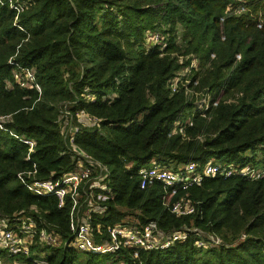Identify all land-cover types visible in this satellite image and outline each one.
I'll return each instance as SVG.
<instances>
[{"label": "trees", "instance_id": "1", "mask_svg": "<svg viewBox=\"0 0 264 264\" xmlns=\"http://www.w3.org/2000/svg\"><path fill=\"white\" fill-rule=\"evenodd\" d=\"M7 1L0 0V117H9L0 130V220L40 216L70 239L69 204L57 209L53 197L33 195L17 174L33 164L39 180L70 171L57 119L62 109L73 117L84 111L97 123L82 128L75 145L106 167L112 192L105 216L91 217L95 234L97 225L104 230L118 223L123 209L164 232L194 228L222 241L199 249L190 235L166 250L141 252L136 261L122 250L123 261L264 264V180L216 176L170 197L159 182L140 190L138 176L152 161L177 170L188 163L243 164L257 150L264 154V0H245V13L236 12L233 0H21L25 8L16 23ZM154 32L166 39L164 50L151 46ZM187 56L197 62L195 90L217 101L204 117L182 86L171 89L183 67L179 58ZM16 65L35 69L40 93L6 89ZM188 117L192 126L168 137L173 124ZM9 132L35 142L29 160L28 147ZM181 197L194 206L192 215L170 213L168 206ZM32 252L21 264H36L40 252L46 264L107 260L83 253L79 260L69 246Z\"/></svg>", "mask_w": 264, "mask_h": 264}, {"label": "built area", "instance_id": "2", "mask_svg": "<svg viewBox=\"0 0 264 264\" xmlns=\"http://www.w3.org/2000/svg\"><path fill=\"white\" fill-rule=\"evenodd\" d=\"M238 3L237 13H245L247 8L245 0H233ZM8 7L16 12L15 23L18 15L24 10L25 4L21 0H8ZM1 3V2H0ZM261 28V24L257 25ZM151 46L157 45L160 50L167 46L166 39L158 32L150 35ZM223 40V38H222ZM214 55H211V59ZM239 56L236 59L239 60ZM183 60L188 61L183 65ZM10 64L12 62L10 61ZM179 64L182 69L175 75L171 82V89L182 86L185 94L190 96L193 87H198V79L193 77L197 70V62L193 57H180ZM8 90L19 89L35 90L40 93V87L36 82L35 69L16 65L11 70V79L5 82ZM191 97V96H190ZM194 99V112L201 117L211 108L217 106V101L205 91H196ZM75 118V120H74ZM9 123V117H0V130L6 131L5 125ZM59 133L71 153L73 168L63 175L52 179H36V166L32 169L17 174L25 188L36 196H50L56 201L57 209H63L69 204L70 239L62 238L50 225L46 224L40 216L24 214L16 217L12 222L0 220V264H21L22 257L30 258L32 248L39 246L47 249H57L69 246L78 253L107 257L103 264H127L120 258L122 250H128L133 261L139 260L141 252L163 251L176 243L184 242L190 235H195V246L199 249L218 248L222 241L219 237L205 234L194 228H182L178 231L164 232L155 222H145L133 212L127 211L120 221L104 230L96 226V234L91 227L92 215L103 218L107 213V206L103 203L112 197V192L107 185V169L99 162L81 151L74 142L75 135L82 128H93L97 121L90 118L84 111L77 112L74 117L66 109H62L57 119ZM192 126V120L188 117L183 122L173 124L172 133L183 134L184 128ZM9 134L23 142L28 147L26 160L35 150V142L24 136H17L13 132ZM139 189L144 190L153 183H162L163 188L169 191V196L180 192H186L194 186H199L205 178L216 176L223 179L239 176L248 181L264 180V156L256 161H247L243 164L216 165L211 162L204 166L196 163H188L183 168L174 170L166 168L152 161L150 165L138 171ZM171 214L176 217L189 216L194 213V206L183 197L168 206ZM32 213L33 211L30 210ZM41 260L35 257L34 263L46 264L42 255ZM19 261V262H18Z\"/></svg>", "mask_w": 264, "mask_h": 264}, {"label": "rangeland", "instance_id": "3", "mask_svg": "<svg viewBox=\"0 0 264 264\" xmlns=\"http://www.w3.org/2000/svg\"><path fill=\"white\" fill-rule=\"evenodd\" d=\"M183 63H186L185 62V60H183ZM195 88L196 87H193V90H190V91H192L191 93H189V95L191 96V97H196V91L197 90H195ZM199 91V90H198ZM193 99V98H192ZM246 155H250L249 153H247ZM255 159H254V161H256L257 159H261L262 158V155L264 156V154H261L258 150L255 152ZM180 168H182V167H180ZM121 212H122V214L124 213V214H126V213H129V212H127L126 210H123V209H121L120 210ZM43 251V250H42ZM47 253H49V250H47L46 251ZM45 252H40V254L39 255H42L43 257H44V254ZM78 255V258H79V260H81L82 258H83V254L82 253H78L77 254ZM38 260H41V257H38ZM19 262V261H18ZM10 264H12V262H9Z\"/></svg>", "mask_w": 264, "mask_h": 264}]
</instances>
